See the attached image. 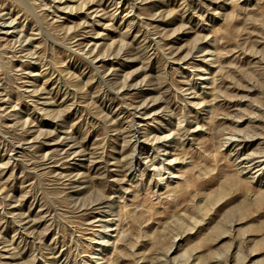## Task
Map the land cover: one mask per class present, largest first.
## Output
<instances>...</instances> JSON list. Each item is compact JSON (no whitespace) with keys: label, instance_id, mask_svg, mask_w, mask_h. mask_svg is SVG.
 <instances>
[{"label":"rangeland","instance_id":"obj_1","mask_svg":"<svg viewBox=\"0 0 264 264\" xmlns=\"http://www.w3.org/2000/svg\"><path fill=\"white\" fill-rule=\"evenodd\" d=\"M0 264H264V0H0Z\"/></svg>","mask_w":264,"mask_h":264},{"label":"bare ground","instance_id":"obj_2","mask_svg":"<svg viewBox=\"0 0 264 264\" xmlns=\"http://www.w3.org/2000/svg\"><path fill=\"white\" fill-rule=\"evenodd\" d=\"M111 219V218H110ZM107 242V241H106Z\"/></svg>","mask_w":264,"mask_h":264}]
</instances>
